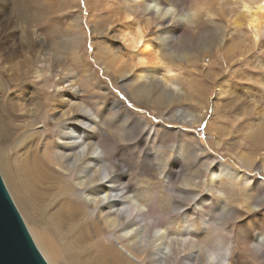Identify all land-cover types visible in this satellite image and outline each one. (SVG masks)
Here are the masks:
<instances>
[{"label": "rangeland", "instance_id": "rangeland-1", "mask_svg": "<svg viewBox=\"0 0 264 264\" xmlns=\"http://www.w3.org/2000/svg\"><path fill=\"white\" fill-rule=\"evenodd\" d=\"M26 1L24 16L23 10L19 14L16 12V6L9 11L12 0H0V10L5 5L10 12L6 15L9 17L7 20L13 22L7 29L8 33L12 31V42L9 44L16 46V51L10 57L7 49L11 46L0 48V97L10 112L8 122L0 119V154L4 152L3 164L29 203L26 205L29 216L21 203L23 197L8 186L1 167L0 175L30 236L32 234L28 227L36 228L40 222L54 247L64 255L65 261L60 264H72L94 247L95 242L102 244L103 241L113 248L106 256V264H149L148 250L139 262L117 250L115 246L118 244L111 236L112 231L108 228L104 230L102 226L104 216L97 219L100 225L98 235L95 236L90 230L84 238L81 234L87 221L84 215L80 213L76 221L75 217L66 213V218L56 213H62L65 199L81 201L82 198L77 192L70 195L66 183L58 182L47 171L43 170L35 177L31 175L33 180L29 183L32 188L30 193L27 191L24 181L27 182L29 173L23 172L22 163L31 168L33 157L41 163L45 142L50 145L51 154H54L59 142L55 130H59V126H54L51 119L55 112L67 110V98L73 90L91 112L101 114L105 106L113 103L119 114L126 115L128 122L138 127V137L116 141V154L112 157L107 153V156L124 165L127 170L125 180L134 189L145 190V186L138 181L148 179L154 199L163 201L162 204L172 199L180 202L178 190L206 195L205 179L210 166L232 161L240 165L237 160L239 153H247L252 160L248 167L245 166V172L251 180L249 186L253 187L252 198H249L253 207L239 203L241 198L237 189H232V193L226 192L227 203L235 210L234 214L226 216L227 222L224 223L228 232L223 230V233L230 242L232 264H258L259 259L250 251L249 243L257 233L264 234V145L259 146L264 141L253 135L248 138L243 130L247 124L264 120V109L262 114L260 109L264 107V30L254 42L246 24L260 0H183V6H180L184 8L183 15L176 25L178 46L183 51L174 53L159 43L157 30L163 19L134 9L130 0ZM245 3L251 8L248 11L243 8ZM194 11L195 19L201 23L198 33L206 35L205 39L202 37L204 40H198L184 20ZM128 14L129 19H124ZM261 16V21H264V13ZM134 21L146 26V39L150 40L152 47L172 69L171 74L179 81V89H173L175 96L168 105L153 102L157 98L154 92H149L148 96H136L131 92V77L134 72H146V65H137L131 72L120 74L119 61L112 63L116 56L129 63L125 46L118 35L122 27ZM27 37L32 41V48L22 49L21 40L26 44ZM71 38L77 40L75 44L70 42ZM89 46L93 51H88ZM71 76L74 83L70 81ZM202 87L204 93L199 95ZM120 96L125 100H121ZM60 99L65 100V104L57 108ZM128 103L133 105L131 109ZM35 108L37 112L32 114L30 110ZM136 109H141V112ZM181 110L194 111L199 119L192 123L190 118L180 114ZM73 116L74 113L68 115L70 120ZM107 116L104 117L103 129L107 130L111 125L114 132L117 125ZM216 140L220 141L219 145H216ZM103 141L110 145L105 137ZM179 144H182L183 151L178 150ZM21 147L24 148L19 150ZM108 152L111 153L109 148ZM159 156L165 158L161 173L171 171L172 165L178 166L173 169L171 182L166 185V179L159 174ZM50 161L54 162L52 159ZM198 166L204 175L191 178ZM166 186L174 194L166 192ZM213 199V210L209 214L212 221L223 214V209L215 201L216 196ZM180 203L185 205L184 208L192 206V202L187 200ZM153 208L156 209V206ZM84 212H90V209H84ZM188 214L192 217L195 212ZM120 242L126 244L125 240L120 239ZM262 251L264 253V246ZM102 257L94 249L89 253L88 264H100ZM195 264H198V260H195Z\"/></svg>", "mask_w": 264, "mask_h": 264}, {"label": "bare ground", "instance_id": "bare-ground-1", "mask_svg": "<svg viewBox=\"0 0 264 264\" xmlns=\"http://www.w3.org/2000/svg\"><path fill=\"white\" fill-rule=\"evenodd\" d=\"M130 1L134 9L147 12V14L154 15L160 20L163 19L160 28L157 30V32L159 31V43L167 46L173 53L181 50L178 46L176 25L180 23L179 20L183 15L184 8H180L183 0ZM15 2L13 3L12 0L9 11L12 10L13 6L14 8L16 6V12L19 14L23 10L22 14L24 15L27 8L25 2L27 1L15 0ZM243 8L246 11L251 9L246 3L243 5ZM9 11L5 9V5L0 10V48L2 49L9 48L11 46L9 43L12 42L10 38L12 31L7 32L8 27L13 25L12 21L7 20L8 16L6 17L7 13H10ZM194 13L188 18H184V20L188 22L192 34L196 35L198 40L205 39L206 35L198 33L201 23L195 19L196 12L194 11ZM263 13L264 0H260L246 22L254 42L258 40L264 30V21H261ZM129 17V14L125 15L124 19H129ZM145 27L139 21L128 23L122 27L118 38L125 46V55L127 54L126 57L129 63H126V60L120 59L118 56L112 57V63L117 64L119 61V65L117 66L120 74L131 72L137 65H146V72H134L131 77V86L133 87V91L131 92L136 96H148L149 92H154L157 98L153 102H162L168 105L173 96H175L173 89H179L177 83L179 81H176L175 76L171 74L172 69L162 60L156 48L152 47L150 40L146 39ZM236 27H239V25H236ZM22 40L20 45L22 49L32 48V41L29 37L26 38V44ZM76 41L75 38H71L70 40L72 44H75ZM7 50L10 57V54L16 51V46L12 45ZM67 71L69 72L70 68ZM70 81L73 82V76L70 77ZM70 85L71 87L73 86L72 83ZM201 93H204L203 87L198 92L199 95ZM69 95L70 97L67 98L69 102L67 110L61 113L54 111L56 115H53L51 119L54 126H59V130H55L59 142L54 154H51L49 150L50 145L45 142V150H43L41 163L35 157L31 161V168L26 167L22 163L23 172L27 171L29 173L27 182L24 181L28 193H30L32 188V184L29 183L30 180H33L31 175L33 177L38 176L43 170L47 171V174H50L58 182H65L69 194L77 192L78 196L82 199L81 201H76L71 197L70 200L65 199L62 213L60 211H56V213L63 218H66L64 216V213H66L70 217H75L76 221L79 219L80 213L84 215L87 220L81 230L84 238L86 237V233L89 234L90 230L95 236L98 235L100 232L98 221L101 219V216H104V222H101L104 230L108 228L112 231L111 236L118 244V246L115 244V247H117V250L125 253L131 260L141 261L143 253L148 250L150 252L148 256L149 264H195V260H198V264H232V256L229 254L231 252L230 242L227 241L223 230L228 232L224 222L227 220L226 216L234 214L235 209L228 205L225 193H232V189H237L241 198V201L238 200L240 201L239 203H245L249 208L253 207L251 205L252 202L249 201V198H252L251 192L253 187L252 185L249 186L250 177L246 173L247 171L245 172V166L248 167L252 162L250 156L245 152L239 153L237 160L240 165L232 161L231 163L217 162L210 166L209 175L205 179L207 186L206 195H200L197 191L187 190L184 192L178 190L180 202L182 200L190 201L192 202L191 207L184 208L185 205L177 202L175 199L162 204L163 201L160 202V200L154 199L155 195L148 179L141 178L138 181L139 184L145 186V190L134 189L125 180L127 170L124 168V165L117 159H109L107 156V153L112 157L116 154V141L121 142L138 137V127L129 123L126 115L119 114L117 106L113 103L105 106V108L103 107L104 109L101 114H95L91 112L88 106L83 104L76 91L71 90ZM199 95L197 96L199 97ZM59 96L63 97L64 95L60 94ZM204 97L206 98V96ZM63 99H60L59 103L57 102V108L59 105L65 104V100ZM44 102L45 100L41 102L40 106ZM4 103L2 97H0V119H6L8 122L10 112L6 110ZM260 109L262 114L264 107ZM36 110L37 108L30 111L34 114L37 112ZM180 112L183 117L190 118V122L192 123H195L199 119L197 113L194 111L181 110ZM70 113H74L71 120L68 117ZM106 115L117 125L114 132L111 130V125L107 128L105 126L107 130L103 129L104 117ZM66 120L69 123H65ZM32 125L33 123L30 124V127ZM102 130H105V133H102ZM243 134L248 138L253 135L264 141V120L260 119L256 124H247L245 130H243ZM104 137L106 141L110 142L111 146H108L103 141ZM219 140L215 141L216 145H219ZM263 145L264 143L259 146ZM0 148L2 149V145H0ZM23 148L21 147L19 150ZM108 148L111 150V153L108 152ZM183 149L182 144H179L178 150L183 151ZM194 156L195 154L192 158ZM4 158L5 155L2 152L0 154L2 173L8 182V186L16 193L18 191L23 197L21 203L26 210V205H29V203L25 200L23 192L17 187L14 178L7 172L3 164ZM50 159L54 162H51ZM158 161L161 162L158 168L159 174H162L166 179V185V183L171 182V176L174 175L173 169H176L178 166L174 167L172 165L171 171L161 173L160 169H163L162 163L165 161V158L159 156ZM194 173L195 175L191 178L204 175V171L200 169V166L195 169ZM184 182L186 183V179H184ZM166 192L174 194L168 186H166ZM214 196L217 198L215 201L218 202V207L221 210L223 209V214L218 220L212 221L209 214L213 210L211 208L214 206ZM260 196L259 194L258 197ZM154 206H156V209L153 208ZM84 209H90V212L83 213ZM191 211L195 212L193 214L194 217L193 215L190 217L191 215L188 214ZM26 215L29 216L27 210ZM28 228L32 234L34 243H36V246L49 264H60L65 261L64 255L54 247V243L47 236L40 222L38 227L31 228L29 226ZM120 239L125 240L126 244L121 243ZM109 245L106 244V241H103L102 244H96L95 242L94 247H92L95 249L96 254L99 252L103 256L100 264H106V256L109 252L113 251L112 247H108ZM249 246H251L250 251L257 255L259 259L258 264H264V253L262 251L264 234L257 233L255 239L250 241ZM92 248H89L82 258L79 257L72 264H88L90 262L89 253L94 250Z\"/></svg>", "mask_w": 264, "mask_h": 264}, {"label": "water", "instance_id": "water-1", "mask_svg": "<svg viewBox=\"0 0 264 264\" xmlns=\"http://www.w3.org/2000/svg\"><path fill=\"white\" fill-rule=\"evenodd\" d=\"M0 264H48L32 240L1 175Z\"/></svg>", "mask_w": 264, "mask_h": 264}, {"label": "snow or ice", "instance_id": "snow-or-ice-1", "mask_svg": "<svg viewBox=\"0 0 264 264\" xmlns=\"http://www.w3.org/2000/svg\"><path fill=\"white\" fill-rule=\"evenodd\" d=\"M88 51H89V52L93 51V49L91 48V46H89ZM120 99H121V100H125V97L120 96ZM127 106H128V108H130V109L133 107V105H132L131 103H128ZM136 111H137V112H141V109H136ZM153 119H154V118H153Z\"/></svg>", "mask_w": 264, "mask_h": 264}]
</instances>
